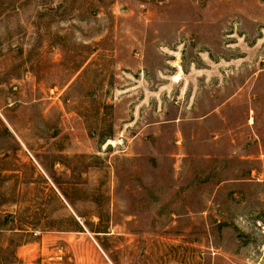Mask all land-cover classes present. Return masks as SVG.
<instances>
[{
    "label": "rangeland",
    "instance_id": "obj_1",
    "mask_svg": "<svg viewBox=\"0 0 264 264\" xmlns=\"http://www.w3.org/2000/svg\"><path fill=\"white\" fill-rule=\"evenodd\" d=\"M0 264H264V0H0Z\"/></svg>",
    "mask_w": 264,
    "mask_h": 264
}]
</instances>
